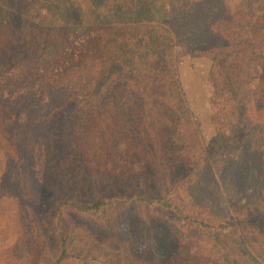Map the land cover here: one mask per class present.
Wrapping results in <instances>:
<instances>
[{"label": "trees", "instance_id": "trees-1", "mask_svg": "<svg viewBox=\"0 0 264 264\" xmlns=\"http://www.w3.org/2000/svg\"><path fill=\"white\" fill-rule=\"evenodd\" d=\"M130 1L0 0V216L28 263L44 250V264H94L69 229L44 234L47 216L76 214L156 264H227L232 253L264 264L253 223L264 214V3L217 10L219 0H192L183 13L212 37L192 48L210 59L207 142L180 83L174 29L111 17ZM17 92L49 107L9 123L1 102ZM135 179L162 188L84 193L90 180Z\"/></svg>", "mask_w": 264, "mask_h": 264}, {"label": "rangeland", "instance_id": "rangeland-1", "mask_svg": "<svg viewBox=\"0 0 264 264\" xmlns=\"http://www.w3.org/2000/svg\"><path fill=\"white\" fill-rule=\"evenodd\" d=\"M192 0H131L130 2H121L122 7L117 8L111 16L114 19H145L153 20L157 22L166 23L174 29L176 38L181 44L183 52L179 56L178 73L180 83L183 88L186 100L190 108L200 124L203 137L207 142H210L215 134L214 126L209 116V97L211 95V85L207 83V74L210 67V59L205 55H198L194 53L192 48L204 47L209 43L211 37L207 30L205 23L197 24L196 18L184 19L183 13L186 14L187 9ZM210 6L212 0H203V2ZM217 6H213L217 10H222L226 6L234 7L239 5H261L264 0H219ZM200 69V70H199ZM200 74H198V73ZM198 75V76H197ZM2 88H0L1 90ZM15 97L10 98V101H2L1 109L4 110L5 120L11 123L19 120V117H25L29 115L30 111L46 109L49 107L47 101L39 104L34 96L22 98L17 100L19 97L18 92L12 93ZM21 108H18V106ZM36 107L31 109V107ZM259 114L261 112H258ZM55 119L56 116L54 117ZM53 120V119H52ZM14 125V124H13ZM45 124H36L29 126L26 130H33L36 133L48 132L50 126ZM130 182V183H129ZM128 183L115 187L114 183L97 182L90 180L86 185L84 193L88 196H92L96 193L103 194L106 192H113L119 190L120 192L135 188L138 190L156 192L162 187L161 182L145 179H135ZM54 188H57L54 186ZM50 195H54V189L50 188ZM54 190V191H53ZM50 196L47 201L52 197ZM46 200H41L35 209L41 216L44 215L49 209ZM30 206V205H29ZM241 212L231 211L232 215H242L244 210ZM113 215V211L111 212ZM12 219V217H11ZM12 221V220H11ZM47 223L45 231L51 232L52 226L60 227L62 225L65 230L69 229L71 234L77 236V241H85V246L88 245V251L82 252V255L90 256L94 264H156L152 260L142 259L140 256L135 255L133 252L127 254L126 248L122 245L120 240L115 239L112 232L103 234L99 224L88 218H81L79 215L71 214V218L64 219L61 223H55L53 220L49 223V217L47 216L44 220ZM13 222V221H12ZM253 223L257 229L264 232V214H260L257 217H253ZM42 226V225H41ZM45 227V226H44ZM7 229V234L3 230ZM60 229V228H59ZM20 238L18 231L16 230L15 224H9V221H4L3 217L0 216V264H44V258L42 251L41 257L36 258L33 263H28V259H25V253L19 247H17V240ZM76 241V242H77ZM233 244V243H232ZM238 247V246H237ZM232 251H236L233 245L230 246ZM230 250V251H231ZM235 253V252H234ZM231 263L227 264H240L235 258L236 253L233 254ZM22 261V262H21ZM78 264H85L82 260H79Z\"/></svg>", "mask_w": 264, "mask_h": 264}, {"label": "bare ground", "instance_id": "bare-ground-1", "mask_svg": "<svg viewBox=\"0 0 264 264\" xmlns=\"http://www.w3.org/2000/svg\"><path fill=\"white\" fill-rule=\"evenodd\" d=\"M199 70H200V69H199ZM197 73H198V72H197ZM198 74H199V73H198ZM200 74H201V73H200ZM200 74H199V75H200ZM197 76H198V75H197Z\"/></svg>", "mask_w": 264, "mask_h": 264}]
</instances>
